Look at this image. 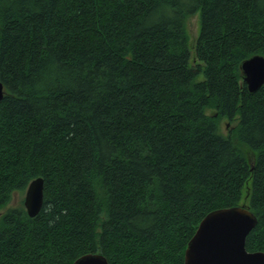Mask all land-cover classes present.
I'll return each instance as SVG.
<instances>
[{
	"label": "trees",
	"instance_id": "obj_1",
	"mask_svg": "<svg viewBox=\"0 0 264 264\" xmlns=\"http://www.w3.org/2000/svg\"><path fill=\"white\" fill-rule=\"evenodd\" d=\"M254 54L264 0H0V264H184L201 219L243 202L264 251ZM38 176L40 212L8 206Z\"/></svg>",
	"mask_w": 264,
	"mask_h": 264
},
{
	"label": "water",
	"instance_id": "obj_2",
	"mask_svg": "<svg viewBox=\"0 0 264 264\" xmlns=\"http://www.w3.org/2000/svg\"><path fill=\"white\" fill-rule=\"evenodd\" d=\"M243 80L250 92L264 84V55L254 54L242 61ZM0 80V100L4 97ZM44 203V179L38 176L26 188L24 206L29 216H36ZM257 223V216L246 202L218 208L207 213L190 238L184 254V264H264L263 250H248L246 236ZM73 264H110L102 253L88 252L78 256Z\"/></svg>",
	"mask_w": 264,
	"mask_h": 264
},
{
	"label": "rangeland",
	"instance_id": "obj_3",
	"mask_svg": "<svg viewBox=\"0 0 264 264\" xmlns=\"http://www.w3.org/2000/svg\"><path fill=\"white\" fill-rule=\"evenodd\" d=\"M186 29H187V33H188V43H189V46L193 52V50L195 48V43H196L195 38H197V36L199 34V30H200V13L199 12L193 14L192 16H190L187 19ZM202 78H203V76L199 75L198 79H202ZM206 111L208 113L211 112V110H209V109H207ZM232 124H233V122H231L227 118H223V120H221L219 123V131L222 134H227L230 127L232 126ZM25 193H26V188L24 190L15 191L12 199L8 203V206L14 207V206H19L21 204L24 205ZM3 210H5V209H3Z\"/></svg>",
	"mask_w": 264,
	"mask_h": 264
}]
</instances>
